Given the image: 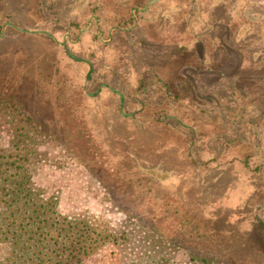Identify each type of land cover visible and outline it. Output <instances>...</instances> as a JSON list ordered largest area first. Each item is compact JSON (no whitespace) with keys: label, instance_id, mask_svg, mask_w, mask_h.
<instances>
[{"label":"rangeland","instance_id":"374dc122","mask_svg":"<svg viewBox=\"0 0 264 264\" xmlns=\"http://www.w3.org/2000/svg\"><path fill=\"white\" fill-rule=\"evenodd\" d=\"M0 164L81 264H264V0H0Z\"/></svg>","mask_w":264,"mask_h":264},{"label":"trees","instance_id":"16d2710c","mask_svg":"<svg viewBox=\"0 0 264 264\" xmlns=\"http://www.w3.org/2000/svg\"><path fill=\"white\" fill-rule=\"evenodd\" d=\"M26 180L25 174H5L0 164V240L11 249L5 263L81 264L93 244L89 235L85 242L79 230L60 228L53 208L34 202Z\"/></svg>","mask_w":264,"mask_h":264},{"label":"flooded vegetation","instance_id":"af4514ba","mask_svg":"<svg viewBox=\"0 0 264 264\" xmlns=\"http://www.w3.org/2000/svg\"><path fill=\"white\" fill-rule=\"evenodd\" d=\"M134 10H136V9H134ZM137 26V24L136 25H134V27H136Z\"/></svg>","mask_w":264,"mask_h":264}]
</instances>
